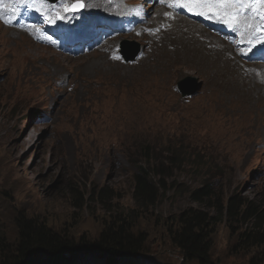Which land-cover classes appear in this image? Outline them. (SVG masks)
I'll return each mask as SVG.
<instances>
[{
    "label": "rangeland",
    "instance_id": "obj_1",
    "mask_svg": "<svg viewBox=\"0 0 264 264\" xmlns=\"http://www.w3.org/2000/svg\"><path fill=\"white\" fill-rule=\"evenodd\" d=\"M145 1L121 0V9L138 2L148 10ZM48 3V13L62 15L73 0ZM253 12H259L258 6L247 13L259 30L260 14ZM20 13L26 22H35L37 14L45 22L49 18L30 9ZM120 14L128 15L122 21L127 28L141 16L133 20L130 12ZM6 18L0 12V249L3 242L15 245L21 216L91 242L114 217L131 214L135 233L148 237L145 252L127 253L115 262L82 252L64 264H199L186 261L171 243L172 216L188 207L215 213L217 196L225 203L238 196L264 207V110L251 111L243 99L230 102L220 92L206 91L207 81L193 62H181L161 77L151 69L127 78L94 68L102 52L88 51V43L79 40L83 37L70 40L60 27H39L44 36L39 41ZM104 23L100 42L117 45L119 64L137 65L141 39L117 38V23ZM4 27L24 33L44 49L42 54L33 58ZM124 39L130 42L123 56ZM138 48L137 60L125 59ZM225 59H219L221 64ZM228 60L234 76L248 81L252 73L264 85V75L258 76L262 69L247 70L245 61ZM58 71L64 80L55 84L51 75ZM183 80L189 87L201 85L197 94L183 96L178 86ZM141 167L161 188L153 206L140 207L137 201ZM205 183L214 192L209 204L191 194ZM244 227L242 220L234 228L226 221L217 226L210 264H251L253 252L236 248L239 233L234 232Z\"/></svg>",
    "mask_w": 264,
    "mask_h": 264
},
{
    "label": "bare ground",
    "instance_id": "obj_2",
    "mask_svg": "<svg viewBox=\"0 0 264 264\" xmlns=\"http://www.w3.org/2000/svg\"><path fill=\"white\" fill-rule=\"evenodd\" d=\"M120 1L86 0L83 13H64L62 15L67 17L64 20L55 19L58 12H47L49 3L45 0H0V12H6L8 22H19L21 27H24L39 41L44 40L39 27L41 29L60 27L70 40L77 36L83 37V40L89 42L91 51L102 52L96 58L94 68L108 72L116 71L127 78L140 71L152 72L151 69H153L154 75L157 74L161 77L175 69L176 65L181 62H193L196 70L200 66L202 73L198 74L207 81L206 91L220 92L223 100L230 102L236 103L243 99L241 102L249 105L251 111L264 110V85L252 73H250L248 81L234 76L230 71L228 60L245 61L247 70L252 66L263 70L260 62L264 60L262 56L264 44L260 41H264V31L262 30L264 27L262 26L258 30L253 23L254 19L248 13L242 14L241 17L245 24L234 31L216 18L198 15L197 12L200 9L188 11L185 8L169 7L167 3H162L160 0H147L150 6L148 10L144 9V5L138 7L137 4L134 9L139 10L138 13H142L141 16L132 27H119L121 29H118L119 33L116 37L126 35L138 37L143 44V50L140 55L137 54V59H139L137 65L125 66L119 64L123 62L116 44L100 43L101 29L99 26L103 22L119 24L121 21L116 15L117 12L124 10V8L121 9ZM28 9L33 12L48 13L49 18L45 19L47 22L44 21V17H39V14H37L35 22L29 20L26 22L20 12H26ZM50 19L55 22H49ZM4 28L9 30L11 37H19L20 41H17L16 45L25 43L33 58L42 54L44 49L38 43H30L31 40L24 33L9 27ZM180 30L186 31L182 34L179 32ZM21 47L24 48L23 45ZM136 57L134 60H137ZM221 58H226L224 64H221L219 60ZM236 65L237 63H234L233 66L236 67ZM81 66L79 65V67ZM51 76L55 84H60L64 80L63 72ZM109 85L113 87V83H109ZM122 86L123 83L119 85L121 88ZM212 87L216 89L213 90ZM253 102L258 103L256 108H254Z\"/></svg>",
    "mask_w": 264,
    "mask_h": 264
},
{
    "label": "trees",
    "instance_id": "obj_3",
    "mask_svg": "<svg viewBox=\"0 0 264 264\" xmlns=\"http://www.w3.org/2000/svg\"><path fill=\"white\" fill-rule=\"evenodd\" d=\"M136 176V195L140 207L153 206L159 200L161 188L154 187V181L146 169ZM214 192L205 183L192 191L197 202L209 204ZM215 213L188 207L170 218L169 238L181 251L184 259L199 264L211 263L212 238L221 222L234 223L242 220L247 223L239 232L236 248L253 252L251 264H264V207L252 201H242L232 196L227 203L217 196L213 202ZM134 215L136 211H133ZM18 238L14 246L1 244L0 264H64L76 259L79 253L97 254L99 257L115 262L123 255L140 254L146 251L148 237L136 234L131 214H119L105 224L96 240L77 241L67 230L55 231L45 222L36 218L21 216L17 220ZM74 237V238H73Z\"/></svg>",
    "mask_w": 264,
    "mask_h": 264
},
{
    "label": "snow or ice",
    "instance_id": "obj_4",
    "mask_svg": "<svg viewBox=\"0 0 264 264\" xmlns=\"http://www.w3.org/2000/svg\"><path fill=\"white\" fill-rule=\"evenodd\" d=\"M160 2L167 3L169 7L185 8L188 11L200 9L197 12L198 15L216 18L234 31L245 24V21L241 20L242 14L257 9V6L260 13L259 18L264 19V0H160ZM84 7L85 5L80 0H73L71 5L65 6V12L79 11ZM66 18L65 15L57 14L55 19L64 20ZM49 22L55 21L50 19ZM260 43L264 44V41Z\"/></svg>",
    "mask_w": 264,
    "mask_h": 264
},
{
    "label": "water",
    "instance_id": "obj_5",
    "mask_svg": "<svg viewBox=\"0 0 264 264\" xmlns=\"http://www.w3.org/2000/svg\"><path fill=\"white\" fill-rule=\"evenodd\" d=\"M52 1H56V0H52ZM129 43V41L124 40L123 44H122V52L124 55H126V44ZM139 53V48L137 49V51H135V53L132 54V56H127L126 59L128 60H133L135 59V57L137 56V54ZM179 90L181 91L183 96H189V95H195L197 94V92L200 90L201 85H196L194 87H189L188 86V82L183 80L181 81L179 84Z\"/></svg>",
    "mask_w": 264,
    "mask_h": 264
}]
</instances>
